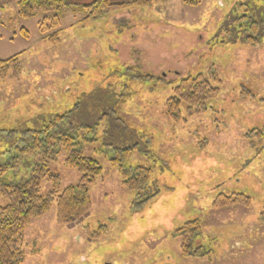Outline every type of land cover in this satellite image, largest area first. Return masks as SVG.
<instances>
[{
  "label": "rangeland",
  "instance_id": "obj_1",
  "mask_svg": "<svg viewBox=\"0 0 264 264\" xmlns=\"http://www.w3.org/2000/svg\"><path fill=\"white\" fill-rule=\"evenodd\" d=\"M94 1L67 0L61 42L52 45L39 30L43 15L22 20L19 0H0V60L19 56L22 70L0 80V162L24 131L56 115L73 112L75 125L99 124L97 142L82 145L102 168L90 187L89 217L58 225L54 205L32 220L23 264H264V0H204L198 7L153 0L87 21L85 7ZM209 71L222 80L219 98L205 113L188 116L183 106V121L169 119L173 89ZM135 144L124 166L151 168L150 192L159 193L139 207L110 162L113 147ZM64 160L62 154L49 165L61 191L81 178ZM28 175L21 165L5 179ZM51 191L43 181L42 196ZM241 193L251 198L249 208L213 207L219 195ZM7 204L0 195V206ZM191 221L202 226L193 245L208 252L203 257H183L175 236Z\"/></svg>",
  "mask_w": 264,
  "mask_h": 264
},
{
  "label": "trees",
  "instance_id": "obj_2",
  "mask_svg": "<svg viewBox=\"0 0 264 264\" xmlns=\"http://www.w3.org/2000/svg\"><path fill=\"white\" fill-rule=\"evenodd\" d=\"M182 1L187 7H198L204 0ZM152 5L153 0H134L124 4L95 0L85 7V20L97 21L115 13L148 8ZM68 7L67 0H19L17 4L18 17L22 20L44 16L39 30L44 39L52 45L61 42V30L58 29L61 25L60 18ZM256 41L258 40L253 39L251 44L256 45ZM20 64L19 56L0 60V80L7 79L10 73V79L19 77L22 71ZM221 85L222 80L213 71L182 79L173 89V96L165 103L166 116L175 123L183 121V106H186L188 116L207 112L208 104L221 95ZM72 115L73 112L56 115L48 122L43 120L44 125L41 128L24 131L19 142L6 152V160L0 162V195L8 202L6 206H0V264L25 262L26 256L21 244L26 229L32 220L48 214L54 205L56 222L61 226L78 225L90 215V187L102 176V168L98 161L85 153L82 145L97 142L95 136L99 131V124L78 126L71 121ZM259 133L263 137L262 132ZM248 138L250 139L249 135ZM137 149V144L126 148L113 147L110 162L117 169L122 186L136 193L139 207L155 200L159 193L150 192L151 168L124 166V162L131 159ZM62 154L65 156V166L81 175L76 185L63 191L61 178L49 169L50 163ZM21 165L29 167V175L26 178L11 181L5 179ZM45 180L51 183L52 191L47 196H42L41 187ZM251 204V198L245 194H234L230 197L221 194L216 197L213 207L249 208ZM261 221L264 223V212L261 214ZM201 235L202 226L199 221L187 222L175 231V236L182 239L183 257H203L208 254L202 246L193 245Z\"/></svg>",
  "mask_w": 264,
  "mask_h": 264
}]
</instances>
